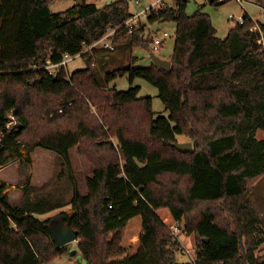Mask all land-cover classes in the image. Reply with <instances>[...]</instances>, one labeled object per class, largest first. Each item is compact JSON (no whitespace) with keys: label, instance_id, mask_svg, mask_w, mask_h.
<instances>
[{"label":"trees","instance_id":"16d2710c","mask_svg":"<svg viewBox=\"0 0 264 264\" xmlns=\"http://www.w3.org/2000/svg\"><path fill=\"white\" fill-rule=\"evenodd\" d=\"M52 1L0 0V165L20 157L21 147H43L62 158L73 182L70 149L91 163L86 192L73 182L65 219L85 264H264L250 202L264 175V138L256 135L264 129V52L248 14L220 38L207 13L185 12V0L150 7L149 22L176 23L170 69L134 67L132 56L105 80L126 72L130 82L145 78L165 116L155 114L150 96H137L139 86L106 87L89 66L46 68L130 18L127 1L99 7L82 0L57 12ZM149 38L140 22L121 26L113 43L148 47ZM107 52L82 56L91 64ZM9 112L20 122L14 133L5 131ZM177 134L189 137L192 151L172 145ZM5 188L0 183V264H45L66 252L69 244L53 243L50 219L35 216L65 202L31 199L27 183L11 203ZM181 220L196 237V255L186 262L176 260L170 227Z\"/></svg>","mask_w":264,"mask_h":264},{"label":"rangeland","instance_id":"374dc122","mask_svg":"<svg viewBox=\"0 0 264 264\" xmlns=\"http://www.w3.org/2000/svg\"><path fill=\"white\" fill-rule=\"evenodd\" d=\"M93 2L97 6H103L114 0H87ZM128 3V10L131 14H140L139 21L145 24V36H149L150 43L148 47L142 45H133L127 48L124 45L117 47L112 52L97 54L93 56L91 61L94 64H89L84 56H75L69 58L64 66L68 73H71L77 69L85 68L89 66L93 72L98 73L102 80L106 83V87H114L119 90H127L130 86H139L137 96H150L152 102V109L155 114L168 115V111L165 109L164 104L158 96L157 87L147 81L143 77H136L132 82L129 80V73L126 72L123 75H118L109 81L105 80V73L116 68L125 67L128 63V58L134 56L135 59L132 62L134 67H148L152 65L150 53H154L160 57L168 59L172 54L174 47V38L176 23L173 20L168 21H154L149 22L147 15L148 9L158 8L162 4L169 6H175L177 0H126ZM185 12L187 14H193L200 10L209 15L210 21L216 29V35L220 38H224L229 28L239 19L243 12V8L235 0H226L225 2L217 4H211L208 0H185ZM260 4L262 7L256 4H247L245 9L252 18L264 24V1L253 0ZM76 0H53L49 4V8L53 12L61 11L67 7L73 5ZM154 6V7H153ZM232 16L233 18H230ZM168 32L169 35L164 37L162 46L152 52L151 38L161 32ZM57 67H53L52 70H56ZM91 111L95 112L94 106L91 105ZM54 114V113H52ZM50 114V115H52ZM8 123L6 125V133H14L19 129V120L11 113L8 114ZM4 132L0 130V147L2 144V137ZM258 138H264V129L257 131ZM111 140L116 142L114 137H110ZM191 140L185 134H177L176 142H187ZM21 156L15 160L11 159L8 162L0 165V183H6L4 192L7 194L11 203H19L23 196L22 188L27 183L30 186L29 197L36 199L40 197H50L52 199L65 202L62 207H57L51 211L43 214H35L40 219L49 218L50 225L57 222H66V216L72 214L73 210L69 204V200L72 196L73 182L78 185L82 193L86 192L85 179L91 173V163L81 156L76 146L69 151L71 161V176L73 182L68 176L67 169L63 163V160L54 151L45 149L43 147H36L31 152L25 151L21 147ZM250 202L259 217V223L261 227V237L264 240V175L261 176L253 185V190L250 195ZM180 226V232L178 233V249L176 250V260L178 262L190 261L194 258L196 249V237L193 233H187L184 231V222L181 220L178 222ZM68 249L66 252L57 255L45 264H85L82 259L78 247L77 240L68 243ZM189 250L190 252H187ZM255 253L258 255L264 254V241L259 244L255 249Z\"/></svg>","mask_w":264,"mask_h":264},{"label":"built area","instance_id":"2783aa9c","mask_svg":"<svg viewBox=\"0 0 264 264\" xmlns=\"http://www.w3.org/2000/svg\"><path fill=\"white\" fill-rule=\"evenodd\" d=\"M218 1L219 2H225L226 0H218ZM235 1L238 2L240 4V6L243 8L242 14L240 15L239 19L235 23L242 24L244 22L243 13L245 12L248 14V12L245 9L247 4H256L260 7H262L260 4L256 3L253 0H235ZM149 10H150V8L148 9V11ZM140 14L139 13L138 14H132V16L130 18H128L127 20H125L122 24H119V25L113 26V27H107L106 30L104 31V33L97 40H95L94 42L89 43V44H83L82 48L77 53H75L73 55H65L64 59L57 62V63H48L46 65V68H48L50 70V72H53V70H52L53 67H58L60 64L65 65L69 58H73L75 56H82V54H84L85 52H90L93 54L94 50H96V49L97 50H106L108 52L114 51L115 50V44L113 43V37H114L115 32L123 25L128 27V28H132L133 26H136L138 21H139V15ZM248 16L253 21V24L250 27V30L258 32L256 42L260 46V50L264 52V28L261 27L259 22L254 20L251 15L248 14ZM230 18H233V17L230 16ZM168 35H169V33L164 31V32H161L159 34L154 35L151 38L152 52L158 50L162 46V43L164 41V37H166ZM91 64H94V62H92ZM60 111H61V108H58V112H60ZM170 227H171V230L173 233V240H178V233L180 232V226L178 225V223H176V224L171 225ZM187 252H190V251L187 250ZM194 255H196V252ZM193 259L194 258L192 257V260Z\"/></svg>","mask_w":264,"mask_h":264},{"label":"water","instance_id":"95a60500","mask_svg":"<svg viewBox=\"0 0 264 264\" xmlns=\"http://www.w3.org/2000/svg\"><path fill=\"white\" fill-rule=\"evenodd\" d=\"M212 2L213 0H208ZM82 0H76L75 3L80 4ZM150 58L152 60V64L159 69L169 70L170 69V61L166 58H162L154 53H150ZM172 145L176 147L179 151L182 152H190L192 151V142H173ZM15 160V159H14ZM13 161V160H12ZM12 161L8 162L11 163ZM50 234L53 240L55 247H61L65 244L70 243L71 241L77 240L75 233L68 225L67 222H59L56 225H50Z\"/></svg>","mask_w":264,"mask_h":264},{"label":"flooded vegetation","instance_id":"af4514ba","mask_svg":"<svg viewBox=\"0 0 264 264\" xmlns=\"http://www.w3.org/2000/svg\"><path fill=\"white\" fill-rule=\"evenodd\" d=\"M56 224H58V222ZM56 224H53V225H56Z\"/></svg>","mask_w":264,"mask_h":264},{"label":"crops","instance_id":"0c3cea01","mask_svg":"<svg viewBox=\"0 0 264 264\" xmlns=\"http://www.w3.org/2000/svg\"><path fill=\"white\" fill-rule=\"evenodd\" d=\"M162 58H164V57H162Z\"/></svg>","mask_w":264,"mask_h":264}]
</instances>
